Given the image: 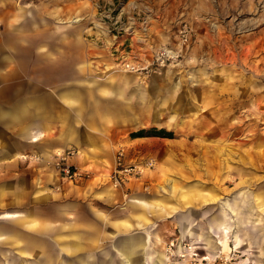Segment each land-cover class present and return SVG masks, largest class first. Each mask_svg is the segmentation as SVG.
Masks as SVG:
<instances>
[{
	"label": "rangeland",
	"instance_id": "rangeland-1",
	"mask_svg": "<svg viewBox=\"0 0 264 264\" xmlns=\"http://www.w3.org/2000/svg\"><path fill=\"white\" fill-rule=\"evenodd\" d=\"M8 1L15 9L5 17L22 8L21 17L43 26L79 31L86 101L108 113L114 153L91 157L102 165L96 172L71 160L84 173L76 180L57 178L42 163L29 186L26 178L1 180L21 186L3 196L0 217L20 208L50 223L53 234L82 242L72 254L56 246L52 264L76 256L101 262L106 250L115 256L106 264H122L114 243L125 234H150L139 264L159 253L165 264H264V0ZM163 47L177 56L163 61ZM159 129L167 134H154ZM68 149L72 157L80 152ZM84 179L89 192L65 193ZM93 187L112 192L99 196ZM136 197H161L174 211L145 212ZM17 200L21 207H12ZM115 218L133 226L114 234Z\"/></svg>",
	"mask_w": 264,
	"mask_h": 264
},
{
	"label": "crops",
	"instance_id": "crops-1",
	"mask_svg": "<svg viewBox=\"0 0 264 264\" xmlns=\"http://www.w3.org/2000/svg\"><path fill=\"white\" fill-rule=\"evenodd\" d=\"M11 2L0 0V202L6 193H19L21 186L15 180L10 185L1 180L26 178V182L22 181L29 186L30 178L33 182L36 175L35 164L42 163L45 172L63 178L55 167L52 169L44 163L69 147L80 149L70 160L93 166L95 172L101 170L102 165L99 161L91 163V157L109 159L114 153L108 113L100 104L96 107L86 101L89 97V92L83 88L86 53L79 31L73 27L43 26L23 17L22 8H16L19 14L13 12L5 17V10L9 6L14 8ZM89 180L75 182L65 193L75 190L82 196L89 192L86 189ZM93 188L99 196L110 191ZM44 193L51 196L50 192ZM161 200V197L135 198L136 206L145 212L148 209L174 211L173 207L162 206ZM14 205L21 207L18 200L11 204ZM19 209L7 210L0 217V264H52L56 246L59 253L71 254L83 248L80 240H66L64 234H53L54 227L50 223L39 222L34 213ZM145 212L142 217L148 219ZM113 220L114 234L122 227L133 226L129 223L131 220ZM187 229L184 226V233ZM18 233L22 240L16 237ZM39 235L51 241L44 243ZM149 235L125 234L114 243L122 264H139L141 257L149 256ZM15 241L21 244L16 245ZM208 244L211 246L210 242ZM37 252L43 253V259L36 256ZM105 254L108 260L93 262L76 256L68 264L114 261L115 256L109 250ZM152 264H165L164 254L159 253Z\"/></svg>",
	"mask_w": 264,
	"mask_h": 264
},
{
	"label": "built area",
	"instance_id": "built-area-1",
	"mask_svg": "<svg viewBox=\"0 0 264 264\" xmlns=\"http://www.w3.org/2000/svg\"><path fill=\"white\" fill-rule=\"evenodd\" d=\"M181 34L183 36H186V29L181 30ZM187 40V37H185V41ZM173 51V52H170ZM177 51L168 47L160 48L157 52V54L160 56V58L163 59V61L169 59L170 57L177 56ZM75 150H64L63 152L56 153L55 158L47 159V162L53 161V164L56 168L57 173L62 176L63 178L69 179V180H76L77 178L83 176V171L80 169L78 165L73 163L70 160L71 154H74ZM128 173H137L139 172L137 167H130L127 169ZM126 172V174H127ZM114 177L115 183H120L122 176L119 175L117 172L112 175Z\"/></svg>",
	"mask_w": 264,
	"mask_h": 264
},
{
	"label": "trees",
	"instance_id": "trees-1",
	"mask_svg": "<svg viewBox=\"0 0 264 264\" xmlns=\"http://www.w3.org/2000/svg\"><path fill=\"white\" fill-rule=\"evenodd\" d=\"M154 134H159V135H164V134H167L165 133V130L164 129H159L157 132H155Z\"/></svg>",
	"mask_w": 264,
	"mask_h": 264
},
{
	"label": "bare ground",
	"instance_id": "bare-ground-1",
	"mask_svg": "<svg viewBox=\"0 0 264 264\" xmlns=\"http://www.w3.org/2000/svg\"><path fill=\"white\" fill-rule=\"evenodd\" d=\"M170 52H173V51H170ZM228 149H229V148H228ZM227 151H228V150L225 149V153H226ZM58 153H60V152H58ZM228 154L230 155L231 152L229 151ZM162 189H163V188H162ZM216 254H218V253H216ZM216 254H213V256L216 255ZM204 257H209V256L206 255V256H204ZM164 258H165V256H164ZM246 259H247V258H246Z\"/></svg>",
	"mask_w": 264,
	"mask_h": 264
}]
</instances>
